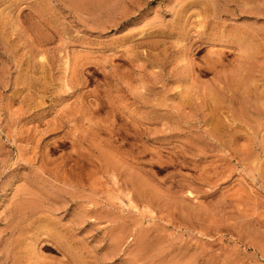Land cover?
Wrapping results in <instances>:
<instances>
[{"label": "rangeland", "instance_id": "374dc122", "mask_svg": "<svg viewBox=\"0 0 264 264\" xmlns=\"http://www.w3.org/2000/svg\"><path fill=\"white\" fill-rule=\"evenodd\" d=\"M0 264H264V0H0Z\"/></svg>", "mask_w": 264, "mask_h": 264}, {"label": "bare ground", "instance_id": "6f19581e", "mask_svg": "<svg viewBox=\"0 0 264 264\" xmlns=\"http://www.w3.org/2000/svg\"><path fill=\"white\" fill-rule=\"evenodd\" d=\"M257 37V36H256ZM251 43V42H250ZM243 45V44H242ZM252 47V46H251ZM245 48V47H244ZM257 48V47H256ZM246 50V49H245ZM250 54V53H249ZM31 196V195H30ZM34 197V196H33ZM37 201V200H36ZM33 202V201H32ZM32 204H35L36 205V203H32ZM38 204V203H37ZM34 207V206H33ZM36 207V206H35ZM28 208V207H27ZM36 210V209H35ZM25 211V210H24ZM23 211V212H24ZM16 218V217H15ZM17 227V226H16ZM117 234H119V233H117ZM142 236V235H141ZM115 237V236H114ZM123 237V236H122ZM138 239V238H137ZM139 242V241H138ZM141 249V248H140ZM138 250H139V248H138Z\"/></svg>", "mask_w": 264, "mask_h": 264}]
</instances>
